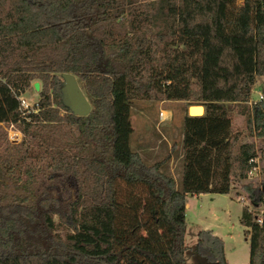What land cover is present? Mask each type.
Listing matches in <instances>:
<instances>
[{"label": "trees", "instance_id": "16d2710c", "mask_svg": "<svg viewBox=\"0 0 264 264\" xmlns=\"http://www.w3.org/2000/svg\"><path fill=\"white\" fill-rule=\"evenodd\" d=\"M0 0V264H232L212 229L186 258L188 195L232 189V112L264 76V0ZM72 73L86 116L61 101ZM39 82L37 112L19 96ZM205 106L184 117L182 185L133 149L137 100ZM12 124L19 142L8 137ZM264 139V100L247 108ZM240 148V176L257 157ZM240 221L264 264V183Z\"/></svg>", "mask_w": 264, "mask_h": 264}, {"label": "rangeland", "instance_id": "374dc122", "mask_svg": "<svg viewBox=\"0 0 264 264\" xmlns=\"http://www.w3.org/2000/svg\"><path fill=\"white\" fill-rule=\"evenodd\" d=\"M242 3V0L238 1V4ZM79 84L84 91L82 83ZM261 94L264 100V76L259 75L250 100L235 106L232 112L231 153L234 161L231 198L216 193L204 197L188 195L185 244L188 246L186 258L189 262L200 260L195 248L197 235L201 229H213L221 233L230 263L246 264L250 261V243L245 235V226L240 221L242 213L240 203L243 207L250 204L242 188L244 183L253 182L255 185L264 183V139L257 137L247 124V108L260 102ZM23 98L32 104L38 99L37 91L31 86L23 93ZM191 105L197 103L142 99L135 101L133 105L134 132L131 139L133 149L138 151L147 162L152 163L165 157L176 142V152L166 165V169L175 177L179 187L182 185L184 117L189 115L188 109ZM164 111L169 113L168 116H162ZM248 142L256 145L258 167L246 178H241L240 148L242 144Z\"/></svg>", "mask_w": 264, "mask_h": 264}, {"label": "water", "instance_id": "95a60500", "mask_svg": "<svg viewBox=\"0 0 264 264\" xmlns=\"http://www.w3.org/2000/svg\"><path fill=\"white\" fill-rule=\"evenodd\" d=\"M61 101L73 115L86 116L91 111V103L81 88L77 77L72 73L61 74ZM32 87L39 91V82L34 81ZM189 116H202L205 106L202 104L191 105L188 109Z\"/></svg>", "mask_w": 264, "mask_h": 264}, {"label": "built area", "instance_id": "2783aa9c", "mask_svg": "<svg viewBox=\"0 0 264 264\" xmlns=\"http://www.w3.org/2000/svg\"><path fill=\"white\" fill-rule=\"evenodd\" d=\"M260 99H263V95L261 94ZM19 101H20V110L22 111V113L27 114L30 112H37V104L36 101L34 103H29L26 101L25 98H23V94L19 96ZM251 102V101H250ZM163 116V114H162ZM8 131V137L12 142H19L21 139V132L18 131L14 125L10 124L7 128ZM13 135V136H12ZM250 163H252V167L250 168L249 173H252L253 171H255L258 167L257 163H258V159L257 157L252 158L250 160Z\"/></svg>", "mask_w": 264, "mask_h": 264}, {"label": "crops", "instance_id": "0c3cea01", "mask_svg": "<svg viewBox=\"0 0 264 264\" xmlns=\"http://www.w3.org/2000/svg\"><path fill=\"white\" fill-rule=\"evenodd\" d=\"M210 194H214V193H203V194H200V195H196L197 197H204L205 195H210ZM223 195H226V196H228V197H230L231 198V193H228V194H223ZM234 201V200H233ZM237 202V201H236ZM239 203V202H238ZM241 204V209L243 210V205H242V203H240ZM187 205H188V203H187ZM186 218H187V211H186ZM213 230V229H212ZM214 231V230H213ZM215 232V234L216 235H218V236H220L221 238H223V240H224V237L221 235V233L219 232V231H214ZM225 241V240H224ZM226 245V244H225ZM227 255V254H226Z\"/></svg>", "mask_w": 264, "mask_h": 264}, {"label": "bare ground", "instance_id": "6f19581e", "mask_svg": "<svg viewBox=\"0 0 264 264\" xmlns=\"http://www.w3.org/2000/svg\"><path fill=\"white\" fill-rule=\"evenodd\" d=\"M168 114H169V113H168L167 111H164V112H163V115H164V116H168Z\"/></svg>", "mask_w": 264, "mask_h": 264}]
</instances>
